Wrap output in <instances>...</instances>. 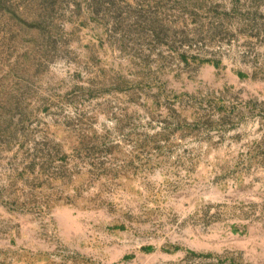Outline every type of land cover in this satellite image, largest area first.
Instances as JSON below:
<instances>
[{
  "label": "rangeland",
  "instance_id": "obj_1",
  "mask_svg": "<svg viewBox=\"0 0 264 264\" xmlns=\"http://www.w3.org/2000/svg\"><path fill=\"white\" fill-rule=\"evenodd\" d=\"M0 264H264V0H0Z\"/></svg>",
  "mask_w": 264,
  "mask_h": 264
}]
</instances>
